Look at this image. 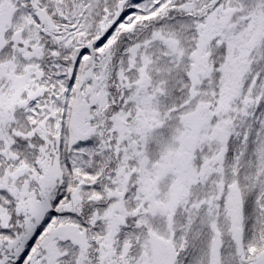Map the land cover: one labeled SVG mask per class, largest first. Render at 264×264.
I'll list each match as a JSON object with an SVG mask.
<instances>
[{
	"label": "snow or ice",
	"instance_id": "1",
	"mask_svg": "<svg viewBox=\"0 0 264 264\" xmlns=\"http://www.w3.org/2000/svg\"><path fill=\"white\" fill-rule=\"evenodd\" d=\"M0 264H264V0H0Z\"/></svg>",
	"mask_w": 264,
	"mask_h": 264
}]
</instances>
